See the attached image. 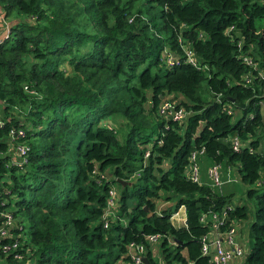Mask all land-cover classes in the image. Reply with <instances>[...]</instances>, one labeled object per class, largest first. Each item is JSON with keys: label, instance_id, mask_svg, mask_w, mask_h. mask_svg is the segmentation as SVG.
Instances as JSON below:
<instances>
[{"label": "trees", "instance_id": "1", "mask_svg": "<svg viewBox=\"0 0 264 264\" xmlns=\"http://www.w3.org/2000/svg\"><path fill=\"white\" fill-rule=\"evenodd\" d=\"M0 6L10 17L0 38V213L11 212L17 241L13 251L0 248V264H133L131 241L158 264L146 243L152 233L163 238L162 264H210L202 213L226 209L224 229L247 207L191 180L186 166L203 147L198 162L264 182V0ZM188 43L200 67L186 60ZM165 100L187 111L184 121L158 111ZM19 128L24 136L12 137ZM18 142L28 145L21 165L11 163ZM116 185L115 216L104 226ZM246 193L257 207L243 263L264 264V188ZM161 197L174 202L157 212ZM181 205L185 223L171 219Z\"/></svg>", "mask_w": 264, "mask_h": 264}, {"label": "built area", "instance_id": "2", "mask_svg": "<svg viewBox=\"0 0 264 264\" xmlns=\"http://www.w3.org/2000/svg\"><path fill=\"white\" fill-rule=\"evenodd\" d=\"M8 27L5 30L4 36L8 33ZM1 38V37H0ZM186 60L196 67H200L199 60L197 56H195V52L192 49L191 45L185 44L183 46ZM244 60L247 63H250L251 60L247 55L243 56ZM169 64H171L172 58L168 59ZM219 97V96H218ZM158 111L165 116H170V118L182 122L184 121L187 111L182 107L174 106L170 101H163L159 107ZM10 134L13 136H24L25 132L22 128L17 130H11ZM242 145L241 139L239 137L234 136L232 140V146L234 149H239ZM16 153L18 158L12 159L11 163H16L21 165L26 161V154L28 150V145L24 142H18L15 146ZM204 152V148H197L191 151L190 153V162L186 166V175L193 181L200 182V173H199V163L198 156ZM145 155H148V150L145 152ZM227 177L225 179L222 178V171L220 169L219 163H212L207 168V174L211 180V184L216 188L221 190L222 184L225 181H230L232 178L228 174V169L225 172ZM116 198H117V189L115 186H111L108 190V197L106 202V207L102 214L104 226H107L109 223V217L115 216V206H116ZM182 206V205H181ZM229 206V205H228ZM227 206V208H228ZM180 207V206H179ZM178 207V208H179ZM178 208L172 211L171 219L178 223H185V212L183 215L179 216V219L172 218V214L174 212L179 213ZM185 211V207H184ZM1 220L0 223V248L4 251H13L16 247L17 241L16 239L10 240V227L13 223V217L11 212L7 210L1 211ZM227 212L226 209H223L220 212L217 211H207L202 213L200 220L206 224H208V231L202 235L201 238V252L204 255H209L210 264H230L231 258H237V264H244V256L247 250L244 249L242 243L237 238L238 229L231 222L226 224L224 229H221L222 224L227 221ZM236 233V238H234V234ZM7 238V239H5ZM160 238L159 233H152L146 236V243L150 247L153 246V243ZM145 244L144 242H135L131 241L128 244V254L132 260L133 264H145L143 262V256L145 255ZM15 257H20V255L15 251L13 252Z\"/></svg>", "mask_w": 264, "mask_h": 264}, {"label": "rangeland", "instance_id": "3", "mask_svg": "<svg viewBox=\"0 0 264 264\" xmlns=\"http://www.w3.org/2000/svg\"><path fill=\"white\" fill-rule=\"evenodd\" d=\"M10 17L6 16V19H9ZM264 20V19H263ZM9 22V21H8ZM264 24V21H262ZM236 116H233V119ZM199 163V173L201 175V180H202V174L204 173V181H207L211 183V180L207 174V168L210 165L209 162H198ZM225 163H221L220 165V169L223 170L225 169L227 166H225ZM231 168H227L228 169V174L229 176L232 178L230 181L225 182L224 184H222L221 190L228 193L230 195V205L232 207H234L235 205H245L247 207V216L245 218H236L234 219V221L232 222L238 229V233H237V238L238 240L242 243L243 247L245 250H248L250 242H251V237H250V225L254 220V216H255V210L257 207V201L256 198L253 196H249L246 193V189L248 188H253L256 187L257 189L261 190L264 188V182H262L263 184L259 185V183L256 182H244L241 181L240 176L238 179L234 180V177L236 176V168L233 166H230ZM226 169V170H227ZM203 181V180H202ZM116 189L118 188V185L115 186ZM135 201V197H129L128 198V204H133ZM173 200H165L162 197L159 198V200L156 202V211L160 212L163 208H165L166 206L168 207L169 205L173 204ZM179 213L174 212L172 214V218L174 219H179L180 215H183L184 213V205L180 206L178 208ZM234 238H236V233L234 234ZM163 238H159L157 241H155L153 243V246L151 247V249L153 248V256L155 258V260H157L158 264H162V256H161V252H160V248H161V241ZM169 246L172 248V244L170 243ZM155 248V249H154ZM237 258H231L230 259V264H237L238 261L236 260Z\"/></svg>", "mask_w": 264, "mask_h": 264}, {"label": "crops", "instance_id": "4", "mask_svg": "<svg viewBox=\"0 0 264 264\" xmlns=\"http://www.w3.org/2000/svg\"><path fill=\"white\" fill-rule=\"evenodd\" d=\"M8 22V19H6V16L4 15V13L2 12V10H1V6H0V37H2L3 35H4V33H5V30H6V28H7V26H6V24H8L7 23ZM222 171V178L223 179H225L226 177H227V174L225 173L226 172V170L225 169H223V170H221ZM237 172V171H236ZM233 178V177H232ZM239 178V176H238V173H236V176L234 177V180L233 181H235V179H238ZM202 180L204 181L205 179H204V173L202 174ZM201 180V175H200V181H202ZM225 182H228V181H225ZM224 182V183H225ZM223 183V184H224ZM155 249V248H154ZM152 252H153V248H152Z\"/></svg>", "mask_w": 264, "mask_h": 264}, {"label": "water", "instance_id": "5", "mask_svg": "<svg viewBox=\"0 0 264 264\" xmlns=\"http://www.w3.org/2000/svg\"><path fill=\"white\" fill-rule=\"evenodd\" d=\"M169 118H170V116H169ZM118 181L121 182V183H125V182H127V181H125V180H120V179H118ZM143 262H144L145 264H152V263L149 261V259H148V257H147L146 255L143 256Z\"/></svg>", "mask_w": 264, "mask_h": 264}]
</instances>
